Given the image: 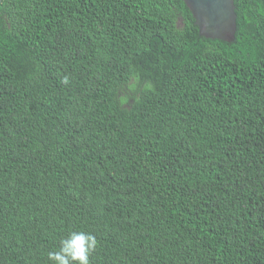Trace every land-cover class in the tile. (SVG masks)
Segmentation results:
<instances>
[{"label":"trees","instance_id":"trees-1","mask_svg":"<svg viewBox=\"0 0 264 264\" xmlns=\"http://www.w3.org/2000/svg\"><path fill=\"white\" fill-rule=\"evenodd\" d=\"M235 5L225 42L184 0L0 2V264L72 231L89 264H264V0Z\"/></svg>","mask_w":264,"mask_h":264},{"label":"water","instance_id":"water-1","mask_svg":"<svg viewBox=\"0 0 264 264\" xmlns=\"http://www.w3.org/2000/svg\"><path fill=\"white\" fill-rule=\"evenodd\" d=\"M2 0H0L1 2ZM199 33L208 39L233 42L237 32L235 0H184Z\"/></svg>","mask_w":264,"mask_h":264},{"label":"clouds","instance_id":"clouds-1","mask_svg":"<svg viewBox=\"0 0 264 264\" xmlns=\"http://www.w3.org/2000/svg\"><path fill=\"white\" fill-rule=\"evenodd\" d=\"M67 83V78H65ZM97 239L91 233L72 231L61 240L58 251H50L48 260L53 264H89V256L97 246Z\"/></svg>","mask_w":264,"mask_h":264},{"label":"bare ground","instance_id":"bare-ground-1","mask_svg":"<svg viewBox=\"0 0 264 264\" xmlns=\"http://www.w3.org/2000/svg\"><path fill=\"white\" fill-rule=\"evenodd\" d=\"M54 237V236H53ZM59 239V238H58Z\"/></svg>","mask_w":264,"mask_h":264}]
</instances>
